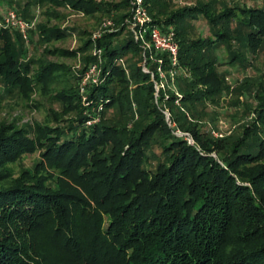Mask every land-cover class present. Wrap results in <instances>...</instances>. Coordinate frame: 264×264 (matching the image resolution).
I'll return each instance as SVG.
<instances>
[{
  "label": "trees",
  "instance_id": "1",
  "mask_svg": "<svg viewBox=\"0 0 264 264\" xmlns=\"http://www.w3.org/2000/svg\"><path fill=\"white\" fill-rule=\"evenodd\" d=\"M169 1L143 3L163 31L174 30L187 74L156 91L157 64L149 55L161 58L166 72L170 64L134 38L126 22L131 0H0L26 20L31 5L45 3L56 17L58 6L86 15L118 11L111 17L117 29L86 37L78 49L45 48L64 57L101 50L100 82L86 87L84 102L78 83L94 54L75 72L44 60L32 72L26 39L0 27L5 91L29 97L38 84L47 88L58 77L66 83L54 94L61 111L50 113L53 123L0 127V264H264L263 81L241 130L215 138L196 120L199 106L229 89L212 50L232 41L252 53L263 47L264 5L215 11L212 2L196 1L168 11ZM197 14L213 36H188L187 19ZM37 29L46 43L74 31L43 23ZM228 50L232 60L240 55ZM144 59L145 69L136 62ZM110 108L119 115L105 118ZM36 151L33 166L14 177L8 164Z\"/></svg>",
  "mask_w": 264,
  "mask_h": 264
},
{
  "label": "rangeland",
  "instance_id": "2",
  "mask_svg": "<svg viewBox=\"0 0 264 264\" xmlns=\"http://www.w3.org/2000/svg\"><path fill=\"white\" fill-rule=\"evenodd\" d=\"M96 1L119 2L121 0ZM196 1L212 2L215 11L221 10L223 6L244 5L247 7H260L264 5V0H170L167 10L173 11L184 6H193ZM132 2L131 0V4ZM48 6L49 4L45 3L43 5H31L29 8V15L31 16L29 19L35 17L36 25L30 30L24 45L26 48V60L30 62L29 64L32 72L38 66L36 60L63 63L70 68V72L79 70L83 66V56L87 54L93 55L97 50L96 47L93 46L84 53L77 52L75 56L72 57L48 54L45 52V48H67L76 50L78 47L82 46L86 37L90 36L94 40L98 38L94 37L96 33L117 29L111 17L118 11H112L109 15L100 12L94 15H86L68 6H58L55 8V11L59 16L56 17L50 15L51 9H49ZM11 8H14L17 13H20L17 7H10V5L4 3L0 7V16ZM149 16L153 21L152 16L150 14ZM107 21H110L111 25L104 27L103 23ZM41 23L48 26L57 25L60 27L73 28L74 31H71L64 38L51 40L46 43L38 38L37 25ZM231 26H235L234 20L231 21ZM169 29H172V27H169ZM186 29L188 36L191 38L213 36L210 25L201 14H197L195 18L187 19ZM83 31L86 33L81 34ZM123 35H126V31L123 32ZM230 44V48H227L226 44H219L211 52V55L218 58L217 68L223 74V80L229 85V89L223 92L215 103L207 102L205 107L199 106L197 108V111L200 110V113L197 114L198 118L196 119L199 128L201 130L210 131L211 135L215 138L227 136L230 133L241 130L242 124H245L253 117L251 110L255 105L254 94L257 91L258 82L261 80L264 83V46L256 50L255 53H252L237 41H232ZM228 49L240 55L232 60ZM130 57L132 59L136 58L135 55L132 56L131 53H128L127 58ZM136 62L141 64L145 69V59ZM120 64L123 68H127V62L120 61ZM80 83L81 79L78 83V91L81 94ZM62 86H66L65 79L62 80L58 77L49 87L42 88V85L38 84L29 97H23L15 91H5L0 85V127L2 125H14L17 127H29L31 129L35 122L48 120L53 123L54 121L50 113L52 111L57 113L61 111L60 102L57 101L54 94L56 90H59ZM83 94L84 93H82L81 96L84 102L86 99H83ZM98 108L99 106L97 110ZM98 111L100 112V110ZM118 115L119 113L114 108L105 110L104 113L105 118H114ZM37 160L38 151L26 153L22 154L15 162L8 164V167L15 177L22 169L33 166Z\"/></svg>",
  "mask_w": 264,
  "mask_h": 264
},
{
  "label": "built area",
  "instance_id": "3",
  "mask_svg": "<svg viewBox=\"0 0 264 264\" xmlns=\"http://www.w3.org/2000/svg\"><path fill=\"white\" fill-rule=\"evenodd\" d=\"M128 27L132 31L134 38L141 42L144 51L151 52L152 50L167 55L170 67L168 71L162 69V59L157 58L154 54H150V59L157 64L156 71L158 74V82L155 83L156 91L159 88L164 89L165 86H173L174 76L177 74L186 75V71L179 67L178 52L179 45L176 40L175 33L172 29L163 31L161 27L152 21L146 6L142 0H134L129 18L126 20ZM36 25V18L26 20L18 15L15 10L8 9L0 17V27L15 29L19 31L24 39L28 38L29 30ZM111 25L110 21L104 22L103 26ZM100 33L94 34V37H100ZM97 57L95 62L89 63L80 83L81 94L84 93L83 99H86L85 91L89 84L97 85L100 82L101 76V50L97 49L94 52ZM147 70V69H146ZM148 71V70H147ZM153 77V74H151ZM179 95V94H178ZM102 107L99 105L98 110ZM168 116V113H166ZM97 117L87 121V124L97 121Z\"/></svg>",
  "mask_w": 264,
  "mask_h": 264
}]
</instances>
